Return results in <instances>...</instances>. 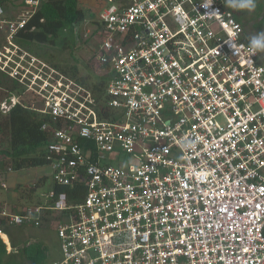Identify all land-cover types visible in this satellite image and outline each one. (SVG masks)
Listing matches in <instances>:
<instances>
[{
    "label": "built area",
    "instance_id": "1",
    "mask_svg": "<svg viewBox=\"0 0 264 264\" xmlns=\"http://www.w3.org/2000/svg\"><path fill=\"white\" fill-rule=\"evenodd\" d=\"M45 1L0 0V111L45 117L51 182L86 194L0 205L7 251L56 214L50 264H264V63L223 0L93 3L104 101L17 43Z\"/></svg>",
    "mask_w": 264,
    "mask_h": 264
},
{
    "label": "trees",
    "instance_id": "2",
    "mask_svg": "<svg viewBox=\"0 0 264 264\" xmlns=\"http://www.w3.org/2000/svg\"><path fill=\"white\" fill-rule=\"evenodd\" d=\"M229 9L239 21L243 12ZM256 11H261L257 6ZM86 18V13L79 7L78 0H46L40 9L29 21L26 29L17 37V43L29 53L42 59L54 68L70 76L74 80L86 85L98 100L105 99L104 91L108 80L107 76H95V81L88 83L87 78L78 75L75 65L61 67L52 61V56H48L45 48L60 46L63 49H72L78 39V25ZM96 25L95 22H92ZM264 26V16L257 23L258 32ZM1 46V42H0ZM264 63V52H259ZM0 76H3L0 74ZM11 83V82H10ZM0 79V90L6 91ZM12 91L15 85L11 83ZM6 96L0 100L7 99ZM46 118L16 105L7 114L0 111V173L10 164V170L20 171L28 168L44 167L49 164L45 153L48 143V135L41 130ZM45 180V179H41ZM42 182L35 184H19L14 191L20 201L31 202ZM50 191L53 192L54 201L60 194L66 196L67 205L70 208L80 204L86 194V187L81 183L69 186H62L51 183ZM36 204H41L37 202ZM16 211V210H14ZM12 248H16L11 244ZM47 249L40 242H27L16 252H7L5 244L0 240V264H45Z\"/></svg>",
    "mask_w": 264,
    "mask_h": 264
},
{
    "label": "rangeland",
    "instance_id": "3",
    "mask_svg": "<svg viewBox=\"0 0 264 264\" xmlns=\"http://www.w3.org/2000/svg\"><path fill=\"white\" fill-rule=\"evenodd\" d=\"M99 0H78L79 7L83 9L86 13L85 20L78 25V39L74 44L72 49H63L60 46L48 47L43 50L47 53L48 56H52L53 63L65 67L75 65L78 69V75L80 77L87 78L88 83L95 81V76H100L102 73H99V70L96 68L95 57L98 53V43H97V25L93 24L95 20H98L97 13L98 9L92 7L93 3L96 7H99ZM257 6L261 7V11H254L252 13L243 12L245 16L239 19V22L244 27L245 33L249 39V37L256 32H258L257 23L264 16V0H258ZM233 10V9H232ZM235 11V10H234ZM240 12V11H237ZM264 30V26H262L261 30ZM2 40L0 39V42ZM263 53V52H262ZM261 56V55H260ZM2 81V86L6 91H12V85L10 81L5 76H0ZM6 96V92L4 90H0V100ZM7 165L4 169H2L0 173V184L6 183L8 187L10 186L8 176H5V173H8ZM40 173L44 172L45 175L49 174V167L45 166L43 169L37 170ZM14 175H17L14 174ZM6 180H5V179ZM43 179V178H41ZM37 179L35 181L30 182V179H26V184H35L36 182H42L43 185L41 188L37 190V192L33 196V200L31 202L20 201L15 203L11 201L12 199L8 196L7 192L0 193V205L6 204L9 209L17 210V208H23L29 205H34L37 202L45 201V197L50 190L51 187V179L50 177L47 179V182ZM1 191H5L1 185ZM0 191V192H1ZM15 204V205H14ZM14 205V206H13ZM51 218L53 221L58 220V216L56 214H51ZM3 231L8 239V241L16 247V249L21 248L27 242H42V244L47 249V257L45 264H50L52 262H56L60 258L59 254V246H58V238L55 232V228L42 229L41 227H29V226H14L9 225L3 228ZM11 250H13L11 248Z\"/></svg>",
    "mask_w": 264,
    "mask_h": 264
},
{
    "label": "crops",
    "instance_id": "4",
    "mask_svg": "<svg viewBox=\"0 0 264 264\" xmlns=\"http://www.w3.org/2000/svg\"><path fill=\"white\" fill-rule=\"evenodd\" d=\"M43 168H45V166L44 167H37V168H28V169H23V170H20V171H12V170L8 171V173H5V176H8L10 186L8 187V185L5 182L1 183L0 187H1V185H4L5 186L4 189H6V190L5 191H1L0 190L1 191L0 193L7 192L8 196L12 199L11 201H14L15 203L19 202L18 195L14 191L15 187L17 185H19V184H26V181H28L29 179H30V182H32V181H35L37 179L43 178V179H45L44 181L46 183L47 179L49 177H51L50 176L51 172H50V169H49V174L45 175L44 172L40 173L39 171H37V170H39V169L41 170ZM16 173H17V175H14ZM26 179H28V180H26ZM28 184H30V183H28ZM53 227L55 228V221H53V219L51 218V215L49 214L48 216L44 217V219L42 220L41 228L42 229H48V228H53ZM32 242L33 241H30L29 243H32ZM40 243H42V242H40ZM10 248H12L11 247V243H10ZM13 249L16 250V248H13Z\"/></svg>",
    "mask_w": 264,
    "mask_h": 264
},
{
    "label": "clouds",
    "instance_id": "5",
    "mask_svg": "<svg viewBox=\"0 0 264 264\" xmlns=\"http://www.w3.org/2000/svg\"><path fill=\"white\" fill-rule=\"evenodd\" d=\"M257 2L258 0H223V3L226 7L231 8L235 11L248 12V13H252L256 10ZM212 3H213V0H208L207 4L203 5V7H206V8L210 7ZM218 12H219L218 9H214L213 15L218 14ZM229 46L230 48H233V49L239 47L238 45L234 43H231ZM247 46L253 53L264 52V30L256 32L255 34L251 35L248 39ZM3 243L5 244V247H6V243L5 242ZM7 243L10 247V242L8 241V239H7ZM6 251H7V247H6ZM10 252H16V250L13 249Z\"/></svg>",
    "mask_w": 264,
    "mask_h": 264
}]
</instances>
